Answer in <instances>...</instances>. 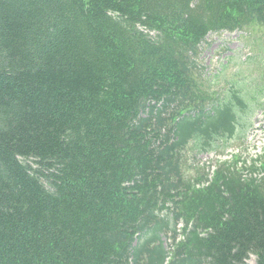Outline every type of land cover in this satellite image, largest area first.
<instances>
[{
	"label": "trees",
	"instance_id": "16d2710c",
	"mask_svg": "<svg viewBox=\"0 0 264 264\" xmlns=\"http://www.w3.org/2000/svg\"><path fill=\"white\" fill-rule=\"evenodd\" d=\"M254 24L264 0H0V264H264V186L184 174L246 107L206 102L196 46Z\"/></svg>",
	"mask_w": 264,
	"mask_h": 264
},
{
	"label": "rangeland",
	"instance_id": "374dc122",
	"mask_svg": "<svg viewBox=\"0 0 264 264\" xmlns=\"http://www.w3.org/2000/svg\"><path fill=\"white\" fill-rule=\"evenodd\" d=\"M194 58L198 88L207 103L237 90L246 107L238 112L232 137L219 136L205 148L189 144L185 176L203 179L206 174L209 180L203 183L207 185L215 172L238 171L241 182L257 181L264 186V25L210 31L196 46ZM255 261L256 256L250 254L248 263Z\"/></svg>",
	"mask_w": 264,
	"mask_h": 264
}]
</instances>
